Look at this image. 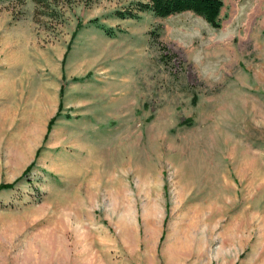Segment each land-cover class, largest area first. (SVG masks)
Returning <instances> with one entry per match:
<instances>
[{
  "label": "rangeland",
  "instance_id": "rangeland-1",
  "mask_svg": "<svg viewBox=\"0 0 264 264\" xmlns=\"http://www.w3.org/2000/svg\"><path fill=\"white\" fill-rule=\"evenodd\" d=\"M134 2L0 0V264L123 231L139 264H264V0L218 28Z\"/></svg>",
  "mask_w": 264,
  "mask_h": 264
},
{
  "label": "crops",
  "instance_id": "crops-1",
  "mask_svg": "<svg viewBox=\"0 0 264 264\" xmlns=\"http://www.w3.org/2000/svg\"><path fill=\"white\" fill-rule=\"evenodd\" d=\"M40 94H45V96H47L46 95L47 89L42 87ZM56 109H57L56 102L53 103L50 110L47 108H41L40 117L38 120L37 132L36 131L33 132L32 139L30 140L31 148H33L32 153H34V149H37L38 146L42 143V140L44 138V133H46L47 120L50 115L49 111L54 112ZM122 217L129 218L130 220V216L123 215ZM132 228L134 232L136 228L135 223H133ZM135 238H136L135 232L133 233V237H129L126 235L125 231H123V234L119 237V240L122 245H116L113 239L111 238H102L99 241V246L97 248L92 243L91 246L82 250V252L87 251L84 254L85 257H82L84 255L81 256L82 254L81 251L79 252L76 251L79 244H81L80 240H76L74 242L75 244L74 251L76 252V254H75L74 259H72L73 260L72 264H139L140 262H139L138 254L140 255V253H142L141 249L139 250L136 245L130 246V243H131L130 239H133L135 241ZM144 255L147 258L148 256L151 255V252L148 253V256H146L147 254H144ZM78 257H80L79 261H78Z\"/></svg>",
  "mask_w": 264,
  "mask_h": 264
},
{
  "label": "trees",
  "instance_id": "trees-1",
  "mask_svg": "<svg viewBox=\"0 0 264 264\" xmlns=\"http://www.w3.org/2000/svg\"><path fill=\"white\" fill-rule=\"evenodd\" d=\"M39 3L40 0H35ZM87 3L94 0H86ZM223 6V0H135L134 8H128L126 10H117L115 14L120 18H138L139 12L149 11L158 17H167L170 15L191 11L194 14L202 17L208 24L214 28L220 26L219 16L221 8ZM97 18L90 20V22H96ZM105 34L113 36L116 34V30L113 27H105L99 25ZM119 31V29H117ZM54 120L52 118L49 122ZM32 165V164H31ZM29 165L26 168V172L31 168ZM15 183L0 184V190L11 189Z\"/></svg>",
  "mask_w": 264,
  "mask_h": 264
}]
</instances>
